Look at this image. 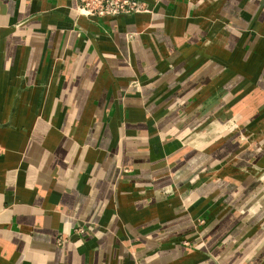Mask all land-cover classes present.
<instances>
[{
	"label": "crops",
	"instance_id": "crops-1",
	"mask_svg": "<svg viewBox=\"0 0 264 264\" xmlns=\"http://www.w3.org/2000/svg\"><path fill=\"white\" fill-rule=\"evenodd\" d=\"M0 0V264H264V0Z\"/></svg>",
	"mask_w": 264,
	"mask_h": 264
},
{
	"label": "built area",
	"instance_id": "built-area-1",
	"mask_svg": "<svg viewBox=\"0 0 264 264\" xmlns=\"http://www.w3.org/2000/svg\"><path fill=\"white\" fill-rule=\"evenodd\" d=\"M77 15L90 17H116L149 12L147 5L140 0H75L71 8Z\"/></svg>",
	"mask_w": 264,
	"mask_h": 264
}]
</instances>
